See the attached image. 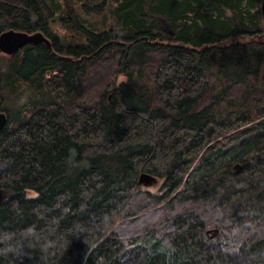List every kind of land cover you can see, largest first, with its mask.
Returning a JSON list of instances; mask_svg holds the SVG:
<instances>
[{
    "label": "trees",
    "instance_id": "trees-1",
    "mask_svg": "<svg viewBox=\"0 0 264 264\" xmlns=\"http://www.w3.org/2000/svg\"><path fill=\"white\" fill-rule=\"evenodd\" d=\"M260 5L0 0V264H264Z\"/></svg>",
    "mask_w": 264,
    "mask_h": 264
},
{
    "label": "water",
    "instance_id": "water-1",
    "mask_svg": "<svg viewBox=\"0 0 264 264\" xmlns=\"http://www.w3.org/2000/svg\"><path fill=\"white\" fill-rule=\"evenodd\" d=\"M260 9L264 21V0H261ZM170 34H173V32H171ZM37 42H44L46 45H50V41L39 31H36V33H27L24 31L9 29L0 33V52L5 54H12L28 43ZM6 122V114L5 112L0 110V130L4 128ZM151 178L152 177L147 174H140L138 181L139 183H148L152 180Z\"/></svg>",
    "mask_w": 264,
    "mask_h": 264
},
{
    "label": "rangeland",
    "instance_id": "rangeland-1",
    "mask_svg": "<svg viewBox=\"0 0 264 264\" xmlns=\"http://www.w3.org/2000/svg\"><path fill=\"white\" fill-rule=\"evenodd\" d=\"M161 28L164 30V31H169V28H168V26L166 25V24H163L162 23V25H161ZM124 78H122V77H120L119 78V81L120 80H123ZM196 175L197 174H195L194 175V177H196ZM152 180L150 181V182H148V183H141L142 185V189L143 190H149L150 192H155L157 189H158V187H159V185H160V183H161V179H159V178H157L156 176L155 177H152L151 178ZM30 193V192H29ZM28 193V194H29ZM31 194V193H30ZM141 215V214H140Z\"/></svg>",
    "mask_w": 264,
    "mask_h": 264
},
{
    "label": "bare ground",
    "instance_id": "bare-ground-1",
    "mask_svg": "<svg viewBox=\"0 0 264 264\" xmlns=\"http://www.w3.org/2000/svg\"><path fill=\"white\" fill-rule=\"evenodd\" d=\"M81 11H82V10H81ZM94 22H95V21H94ZM82 23H83V22H82ZM86 24H87V23H86ZM92 27H93V26H92ZM94 27H95V26H94ZM97 28H98V27H97ZM90 29L92 30V28H90ZM94 29L96 30V28H94ZM94 29H93V30H94ZM8 30H9V29H8ZM5 31H6V30H5ZM3 32H4V31H3ZM39 32H40V31H39ZM97 32H99L98 29H97ZM86 35H88V34H86ZM43 36H44V35H43ZM89 37H90V36H89ZM216 37H217V36H216ZM90 38H91V37H90ZM217 40H218V39H217ZM69 41H70V40H69ZM89 42H90V41H89ZM212 44H213V43H212ZM65 53H67V52H65ZM88 55H89V54H88ZM143 80H144V79H143ZM145 80H146V78H145ZM146 81H147V80H146ZM151 82H152V81H151ZM148 83H150V82H149V79H148ZM143 85H144V84H143ZM153 85H154V84H153ZM160 92H161V91H160ZM149 106H150V105H149ZM154 107H155V105H154ZM150 109H151V108H150ZM153 109H154V108H153ZM132 115H133V114H132ZM138 115H139V114H138ZM140 115H141V114H140ZM135 116H136V115H135ZM7 118H8V117H7ZM134 141H135V140H134ZM123 144H124V143H123ZM125 144H126V143H125ZM130 144H131V143H130ZM132 146H133V144H132ZM123 147H124V145H123ZM128 147H129V146H128ZM119 149H120V148H119ZM123 149H124V148H123ZM123 149H122V150H123ZM117 150H118V148H117ZM117 150H116V152H118ZM122 150H121V152H122ZM125 150H127V149H125ZM125 150H124V151H125ZM125 152H126V151H125ZM120 155H121V154H120ZM118 157H119V156H118ZM152 171H153V170H152ZM154 171H155V170H154ZM159 172H160V171H159ZM161 172H162V171H161ZM153 173H154V172H153ZM153 177H154V176H153ZM167 180H168V179H167ZM179 180H180V179H179ZM175 183H176V182H175ZM142 191H143V190H142ZM166 191H167V190H166ZM145 192H146V191H145ZM177 194H178V193H177ZM174 196H175V194H174ZM142 197H143V196H142ZM151 198H153V197H151ZM156 198H157V197H156ZM156 198H154V199H156ZM177 198H178V197H177ZM157 199H158V198H157ZM160 199H161V198H160ZM169 199H170V198H169ZM158 200H159V199H158ZM185 202H187V200H186ZM185 202H184V203H185ZM154 203H155V202H154ZM199 203H202V201H199L198 203L196 202V205H197L196 207H197V208L199 207L198 209H200V205H203V206H204V204H199ZM206 203H208V202H206ZM152 204H153V203H152ZM152 204H151V205H152ZM185 204H186V203H185ZM185 204H184V205H185ZM190 204H191V203H190ZM198 204H199V205H198ZM149 205H150V203H149ZM160 205H161V204H160ZM190 206H191V205H190ZM203 206H202V208H205V207H203ZM206 206H207V204H206ZM158 207H159V206H158ZM161 207H162V206H161ZM161 207H160V210H161ZM191 207H192V206H191ZM191 207H190V208H191ZM196 207H195V205H194V208H196ZM192 208H193V207H192ZM157 209H158V208H157ZM208 209H210V208H208ZM200 210H201V209H200ZM229 216H230V215H229ZM233 216H235V215H233ZM233 216H232V218H233ZM227 218H228V216H227ZM229 218H230V217H229ZM229 218H228V219H229ZM228 219H227V220H228ZM231 221H232V220H231Z\"/></svg>",
    "mask_w": 264,
    "mask_h": 264
}]
</instances>
